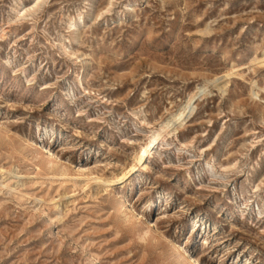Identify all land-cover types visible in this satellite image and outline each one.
<instances>
[{"label": "rangeland", "instance_id": "rangeland-1", "mask_svg": "<svg viewBox=\"0 0 264 264\" xmlns=\"http://www.w3.org/2000/svg\"><path fill=\"white\" fill-rule=\"evenodd\" d=\"M263 59L264 0H0V264H264Z\"/></svg>", "mask_w": 264, "mask_h": 264}, {"label": "bare ground", "instance_id": "bare-ground-1", "mask_svg": "<svg viewBox=\"0 0 264 264\" xmlns=\"http://www.w3.org/2000/svg\"><path fill=\"white\" fill-rule=\"evenodd\" d=\"M69 24H70L69 28L74 30L77 33L78 32V25H79L77 19H73ZM77 35H78V33H77ZM74 39H76V37H74ZM81 84L84 85L82 80H81ZM194 99H195V95L190 96L189 100L182 107V109L179 112H177L176 114H174L167 121H165V124L162 125V129H158V130L154 131V133L152 134V136L148 140L147 144H144L143 146L141 145V150H140V152L136 158L138 163L144 165V167H147V165L145 164V159L148 157L149 152L152 151L157 145H159L161 143V141L165 140V138H166L165 132H167V133L170 132L169 127L172 124L173 120L174 121L185 120V118L187 116V111L190 110V106H192L191 103L193 102ZM51 154L53 155V153H51ZM135 168H136V165H134L133 167L131 166V169H129V170H123L122 173L114 174L112 176L108 175V177H102L100 175H95V176L93 175L94 177H92V179H94V181L96 180L98 182H103L106 186V189H108L109 186L112 185L113 183L123 182L129 175L133 174L132 172L135 170ZM89 174H92V173H89ZM104 188L105 187H103V189ZM124 202H125V200H124ZM122 203H123V195H121L120 199L117 200V208L118 209L123 206ZM136 215H138V214L136 213ZM172 242L174 243V246H178L176 241H172ZM182 257H183V254L180 253L178 255L177 259L180 260ZM191 260L195 263L197 262V264H203V263L199 262L197 258L191 257Z\"/></svg>", "mask_w": 264, "mask_h": 264}]
</instances>
